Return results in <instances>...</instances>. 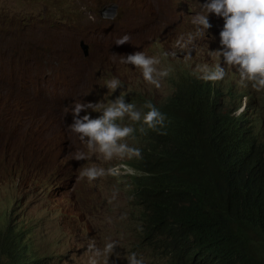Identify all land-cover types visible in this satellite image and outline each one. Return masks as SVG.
<instances>
[{
  "label": "rangeland",
  "instance_id": "1",
  "mask_svg": "<svg viewBox=\"0 0 264 264\" xmlns=\"http://www.w3.org/2000/svg\"><path fill=\"white\" fill-rule=\"evenodd\" d=\"M113 2L118 4V17L114 20L102 17L106 6ZM198 9L199 0H0V143L17 137L19 131L9 130L23 121L33 120L38 126L47 128L42 127L41 131H60L58 121L62 107L65 116L71 114L66 120L72 123L70 109L74 99L96 102L105 97L104 80L109 78V72L116 70L102 69L95 76L88 72L99 56L111 53L117 38L124 34L129 36L127 42L117 46L120 57L137 50L160 55L164 48L159 44L166 42L172 47L178 35L192 28L191 14ZM89 13L94 19L88 18ZM152 19H158L156 25L168 21L169 24L155 34L147 26ZM209 22L211 26L207 34L198 41L211 39L216 49L220 47L215 39L223 26V19L210 13ZM125 27L134 29L124 32ZM92 40L98 42L99 50L91 63V59H85L82 44ZM199 53L195 48L188 58ZM183 55V52L178 53L179 67L171 75L177 76L181 72V63L187 59ZM196 64L200 63L194 60L192 67ZM119 66L129 65L119 62ZM237 79L238 75L232 70L229 83L237 86ZM166 83H162V87ZM87 90L90 91L82 95ZM170 93L172 90L169 91L168 86L159 89V97ZM139 94L134 91L133 96ZM74 137L78 150L73 151L71 157L60 159L54 170L44 167L34 176L26 171L23 177L15 172L1 173L0 210L22 211L27 199L36 214L40 209L47 211L42 212L46 219L49 214L60 215L58 222L48 219L46 224L37 223V228L42 229L36 244L40 257L45 256L41 248L46 252L50 250L47 238H51L53 245L60 246L58 254L63 253L62 245L70 236L94 238L101 245L105 239L111 238L119 242L112 255L120 253L116 264H121L126 252L137 253L138 245L141 246L138 232L140 210L134 189L128 179L113 180L110 175L93 182L78 179L82 168L93 164L107 168L112 161L98 160L76 133ZM129 143L137 146L139 140ZM81 152L83 158L76 159ZM62 171H66L64 177L59 174ZM40 176H44L52 187L45 189L42 181L35 182L40 188L37 196L31 193L26 183ZM9 221L6 214L0 213V231L7 228ZM19 226L27 230L25 224ZM50 229L60 235H53ZM148 253L149 249L144 247L146 264H153L147 261ZM124 264H127L126 259Z\"/></svg>",
  "mask_w": 264,
  "mask_h": 264
},
{
  "label": "clouds",
  "instance_id": "2",
  "mask_svg": "<svg viewBox=\"0 0 264 264\" xmlns=\"http://www.w3.org/2000/svg\"><path fill=\"white\" fill-rule=\"evenodd\" d=\"M117 4V2H113ZM106 6L102 17L112 20L118 17V9L115 11L112 5ZM118 5V4H117ZM214 13L223 19V26L215 41L219 48L215 49V43L211 39L199 42L198 39L205 37L210 28L209 14ZM114 17V18H113ZM89 19L94 16L89 13ZM156 21L152 19L147 26L156 34L163 26L169 24V21L155 27ZM190 24L192 28L187 32L177 36L168 47L167 43L159 44L164 48L160 55H148L144 51H129L121 57L117 54V46L129 40V36L124 34L116 39L111 53L105 56L108 60L102 62L99 67V56L92 65L89 75H96V72L109 68L116 70L109 72V78L104 80L105 97L100 101H83L75 99L72 101L70 112L72 113V123L59 118L58 125L60 131L66 133L72 138L74 148L68 151L65 146L59 150L54 146L48 147L50 161L40 160L35 165L22 163L14 155V147L17 143V137L8 141V150L0 156V174L9 175L11 172L20 174L22 177L27 172L34 174L40 172L44 167L52 170L56 169L60 159L71 157L73 151L78 150L74 133L78 139L86 146L90 153L95 154L98 160L103 162L112 161L110 167L90 165L79 171V178H86L88 182H93L97 178H103L107 175L115 179H128L131 184V178L134 176V167L131 162L134 158L140 159L141 148L135 146L131 140L135 139V133L145 134L147 130L160 131L165 124V114L159 110V107L167 105L168 97L174 92L171 88L172 78L178 77L181 82L185 79L192 80L191 86L196 88H210L212 91L207 93H196V101H201V105L210 110H220L227 106V111H231L230 117L239 118L246 121L244 128L242 124L237 125L236 134L242 139L231 138L223 141L218 148L215 157L222 165H241L247 170L264 164V127L257 123L254 129L249 121H254L258 111H254L257 105H260L264 111V0H199V9L191 14ZM134 28L125 27L124 32H131ZM196 43V46H195ZM198 49V55L190 57L192 50ZM83 53L86 61L91 59L93 62L99 50L97 41H89L82 44ZM179 52H183L184 59L181 63L182 69L177 76L171 75L179 67V60L176 58ZM174 58L171 61L170 58ZM197 60L200 64L192 67L193 61ZM119 62L129 65L121 68ZM87 67V66H85ZM186 73L181 74L183 71ZM232 70L238 75L237 86L229 83ZM94 71V72H92ZM181 74V75H180ZM172 90L170 95L163 94L159 97V89L163 88L162 83ZM240 85L243 88H240ZM228 86V88H227ZM83 93L82 95L88 93ZM134 91L140 94L133 96ZM253 93L256 101H250L245 93ZM191 94H184V96ZM246 99V101H244ZM134 102L143 104L137 106ZM220 102L221 106H218ZM67 107V106H66ZM250 116L245 118L242 114L247 108ZM91 110V111H89ZM69 112V111H68ZM67 112V113H68ZM82 112H84L83 115ZM92 112V113H91ZM43 126H34L32 136H44L47 131H41ZM63 127V128H62ZM47 129L46 127H43ZM10 131V130H9ZM13 141V144L11 142ZM190 151V149L188 150ZM84 153H78L75 158H83ZM202 165V162L198 164ZM64 177L66 171L59 172ZM43 182L45 189H50L52 184L44 176L34 177V180L27 182L26 186L31 193L39 196V187L35 182ZM225 186L235 189L231 179L222 181ZM132 186V185H131ZM63 187V186H60ZM67 187L70 184L67 183ZM228 187H223L229 189ZM49 197H55L49 195ZM38 201L40 199L38 198ZM35 209L29 206L25 199V207L22 211L8 212L0 210V213L6 214L10 221L4 231H0V264H116L120 258V253H114V247L119 244L117 240L108 238L102 242V245L94 238L87 236L69 237L62 245L63 253L58 254L60 246L53 245L51 238H47L50 244V250L45 251L44 257H40L37 240L42 233L41 228H37V223L46 224L47 220L58 222L60 215L49 214L47 219L42 215L47 211L40 209L35 213ZM75 219L77 217L74 216ZM18 220L20 223H14ZM64 223V221H61ZM26 225V229L19 225ZM53 235H60L57 232L49 230ZM22 240L21 242H18ZM142 242H140L141 244ZM142 245V244H141ZM28 248H30L28 251ZM143 247L138 246L136 252H126L121 264L125 259L127 264H146L143 257ZM149 249V248H148ZM140 253V255H138ZM8 260V262H5ZM147 261L153 264H167L158 260L151 249L147 256Z\"/></svg>",
  "mask_w": 264,
  "mask_h": 264
},
{
  "label": "trees",
  "instance_id": "3",
  "mask_svg": "<svg viewBox=\"0 0 264 264\" xmlns=\"http://www.w3.org/2000/svg\"><path fill=\"white\" fill-rule=\"evenodd\" d=\"M192 82L172 78L175 92L159 107L163 129L135 133L142 158L131 160V180L141 247L167 264H264V164L253 170L221 164L217 147L242 139L236 129L246 120L230 117L227 106L203 107L196 93L213 88ZM245 95L256 101L253 93ZM249 109L242 114L247 119ZM256 110L257 119H248L254 129V122L264 127V111ZM229 179L235 189L222 184Z\"/></svg>",
  "mask_w": 264,
  "mask_h": 264
},
{
  "label": "bare ground",
  "instance_id": "4",
  "mask_svg": "<svg viewBox=\"0 0 264 264\" xmlns=\"http://www.w3.org/2000/svg\"><path fill=\"white\" fill-rule=\"evenodd\" d=\"M156 25L155 27L157 28ZM108 60L106 56H102L99 60V67L102 62ZM94 72V71H92ZM65 108L62 107V115L59 117L60 119L64 118ZM257 119V115H256ZM34 126H38L33 120L23 121V123L14 124L12 126V130L10 131H19L17 135V143L14 147V155H16L19 160L28 165H35L40 160L45 159L46 161H50L51 157L49 156L48 147L54 146L58 150L61 147L66 148V150L70 151L74 148L72 138L66 133V131H47L44 136L34 135L32 136L31 129ZM63 128V127H62ZM9 140V139H8ZM0 143V156L1 154H5L8 150V142ZM20 223V222H14ZM18 242L22 243V240ZM30 248H28V251Z\"/></svg>",
  "mask_w": 264,
  "mask_h": 264
},
{
  "label": "water",
  "instance_id": "5",
  "mask_svg": "<svg viewBox=\"0 0 264 264\" xmlns=\"http://www.w3.org/2000/svg\"><path fill=\"white\" fill-rule=\"evenodd\" d=\"M111 7H113V8L115 9V11H117V9H118V5H117V4H114V5H112ZM105 12L108 13L109 10L107 9V10H105ZM113 18H114V17H113Z\"/></svg>",
  "mask_w": 264,
  "mask_h": 264
}]
</instances>
